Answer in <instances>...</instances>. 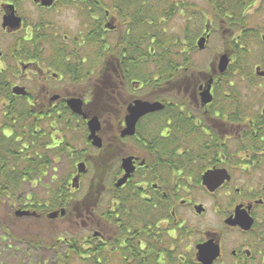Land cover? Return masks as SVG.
<instances>
[{
    "label": "flooded vegetation",
    "instance_id": "flooded-vegetation-1",
    "mask_svg": "<svg viewBox=\"0 0 264 264\" xmlns=\"http://www.w3.org/2000/svg\"><path fill=\"white\" fill-rule=\"evenodd\" d=\"M231 2L0 0V131L9 138L22 125L10 111L17 102L28 127L33 113L58 114L47 150L64 147L55 165L64 157L72 168L59 187L64 208L49 197L54 186L6 193L8 257L264 264V0L234 2L233 12ZM155 22L186 55L162 88L139 72L137 37L153 35ZM143 102L162 109L133 123ZM95 118L100 147L89 137ZM93 171L102 181L83 186ZM58 223L68 226L57 232Z\"/></svg>",
    "mask_w": 264,
    "mask_h": 264
},
{
    "label": "trees",
    "instance_id": "trees-1",
    "mask_svg": "<svg viewBox=\"0 0 264 264\" xmlns=\"http://www.w3.org/2000/svg\"><path fill=\"white\" fill-rule=\"evenodd\" d=\"M234 2H239L243 7L241 0H232L231 3ZM238 7L234 5L232 12L239 9ZM201 18L203 20L204 16L201 15ZM240 18L241 14L238 11L236 19L239 23H243ZM171 20H173L172 16H168V21ZM153 29V35L144 36L145 32H141L137 37L139 72L143 82L152 83V86L156 84L157 87L162 88L166 87L171 78L175 79L179 76L180 70L177 63L185 59L186 55L182 53L183 44L177 33L165 34L161 22H155ZM192 37L193 34L190 38ZM190 40L187 38V41ZM24 108L26 106L19 109L17 102L10 110L12 115L17 116L19 123L23 122L22 125L18 124V128L11 137H5L0 131V205L5 201L8 193L12 195L10 199L15 198L26 186L32 187L35 182L41 184L44 179L50 178V169L55 165V159L62 153H66L64 147L58 150H47V147L52 144V133L58 130L54 126H58L61 122V116L52 114L51 119L48 115L33 113L32 126L28 127L25 122L26 112L21 110ZM62 115L65 117L66 113ZM71 169L69 167L63 176L52 177L51 180L54 188L50 191L49 197L61 208L66 207L67 201L65 198L59 199V195L64 193L59 190V187L62 188L70 181ZM101 176L100 173L93 171L85 178L95 184L102 181ZM87 198L85 197L84 200Z\"/></svg>",
    "mask_w": 264,
    "mask_h": 264
},
{
    "label": "water",
    "instance_id": "water-1",
    "mask_svg": "<svg viewBox=\"0 0 264 264\" xmlns=\"http://www.w3.org/2000/svg\"><path fill=\"white\" fill-rule=\"evenodd\" d=\"M199 46L202 48V43L199 44ZM227 61L224 60L220 63V66L219 68H221V72H225L226 70V66H227ZM14 94L15 95H25V92L23 89H19L17 88L16 90H14ZM70 106L73 107V110H75V112L77 114H81L80 110H79V107H80V104L78 103H70ZM162 109V106L160 104H154V105H150L149 103H146V102H143V103H137L136 106L134 107V109L131 111V121L134 123L138 118L150 113V112H154V110H160ZM88 127L90 128V140L93 141V145L97 146V147H100L101 146V140L99 137L96 136V133L100 130V126H99V123H98V119H92L91 122L88 124ZM78 169H79V172H78V175L74 178V181H73V187L75 186H78L79 182H80V176L81 175H84V173L87 172V169L85 168V164H80L78 166ZM127 171V170H126ZM129 175V171H127V175ZM124 182L122 183H119V184H123ZM62 213V216L65 215L66 212L64 211H61ZM59 216V212H54L53 214H51L49 216L50 219H53L55 220V218H57Z\"/></svg>",
    "mask_w": 264,
    "mask_h": 264
},
{
    "label": "rangeland",
    "instance_id": "rangeland-1",
    "mask_svg": "<svg viewBox=\"0 0 264 264\" xmlns=\"http://www.w3.org/2000/svg\"><path fill=\"white\" fill-rule=\"evenodd\" d=\"M69 163H70L69 160L63 157L62 160L57 165H55L54 168H52V170H50V178L44 179L41 186L40 184H38V182H35L32 187L34 188L42 187V186L51 187L52 185L50 182L52 180V177L54 178L57 176L60 178L61 176H63V174H65L67 172V169L69 168ZM88 180H89L88 178L84 179L83 186L84 184H87L89 182ZM32 187L26 186L25 189H27L26 191H28V189H31ZM3 206L4 204L0 205V264H17L16 261H13L12 258L8 257L9 251L7 250L6 245L9 244V242L6 241L5 226L2 224L3 223L2 218L5 219V215H6V212H5L6 207H3ZM3 213L5 215H3ZM67 226L68 225L66 223L65 224L58 223V225H56L54 230L56 229L55 231L61 232V230L66 229Z\"/></svg>",
    "mask_w": 264,
    "mask_h": 264
}]
</instances>
